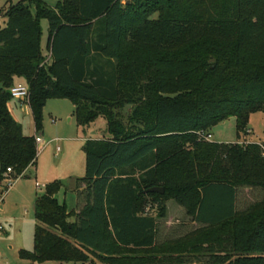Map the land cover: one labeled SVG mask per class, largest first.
<instances>
[{
    "label": "trees",
    "instance_id": "16d2710c",
    "mask_svg": "<svg viewBox=\"0 0 264 264\" xmlns=\"http://www.w3.org/2000/svg\"><path fill=\"white\" fill-rule=\"evenodd\" d=\"M5 17L0 177L7 168L23 177L37 157L35 136L7 109L15 79L28 88L35 134L50 99L69 100L79 127L106 122L83 146L77 210L56 198L66 182L47 184L20 260L264 264V143L205 140L228 118L240 139L250 115L264 113V0H21ZM241 190L259 197L241 206ZM167 201L197 228L162 237Z\"/></svg>",
    "mask_w": 264,
    "mask_h": 264
},
{
    "label": "rangeland",
    "instance_id": "374dc122",
    "mask_svg": "<svg viewBox=\"0 0 264 264\" xmlns=\"http://www.w3.org/2000/svg\"><path fill=\"white\" fill-rule=\"evenodd\" d=\"M21 0H0V30L6 25V11L11 5L18 3ZM47 6L53 8L61 0H42ZM129 0H122L123 5ZM155 17V16H154ZM43 28V42L46 38L45 25L46 21H41ZM42 50L45 51L44 43ZM14 107L13 101H11ZM73 105L69 100L65 99H50L47 100L42 110V129L35 134L32 117L25 107L22 111L19 108H14V116L18 124L22 128V133L25 136L41 137L45 142L58 139L59 143L49 144L45 148H39V166L38 178L35 180L33 175L30 179L17 180L12 183L7 193L3 196L0 204V219L3 222H8L10 225V243L12 250L5 252L4 258L8 264H31L22 262L18 259L17 250L24 249L31 251L33 247V231H34V203L37 195L44 193V182H51L58 178L66 182L68 185H73L75 179L84 176L85 157L83 149L80 147V142L75 138L89 137L92 140L102 138L105 133L106 122L102 118H97L92 124L85 128L79 127L73 115ZM212 136V142L222 144L236 143H264V113L258 112L251 114L248 120L245 133L237 138L235 131L234 118L227 120L212 127L209 131ZM37 141V140H36ZM59 146L61 152L55 156V147ZM30 172L32 169L29 170ZM29 175V174H28ZM57 176V177H56ZM71 179L69 180V178ZM49 180V181H46ZM41 184L40 188H36L35 183ZM19 183V184H17ZM17 185V186H16ZM15 186L19 189H15ZM14 191V192H13ZM7 199V194H11ZM65 197L66 204L69 206L74 194L69 190H62L57 195L59 201ZM259 197L258 192L241 190L239 193V205L243 206ZM165 218L158 220L162 237L177 238L187 233L192 232L197 228L186 216L185 211L178 207L174 202L167 201L165 203ZM152 215L156 216V208L152 210ZM42 264H73V263H57L44 262ZM93 264H100L94 260Z\"/></svg>",
    "mask_w": 264,
    "mask_h": 264
},
{
    "label": "crops",
    "instance_id": "0c3cea01",
    "mask_svg": "<svg viewBox=\"0 0 264 264\" xmlns=\"http://www.w3.org/2000/svg\"><path fill=\"white\" fill-rule=\"evenodd\" d=\"M41 29H42V37H41V52H42V55L45 57V61H49L50 60V54L47 52V50H46V40H47V25H45V33H46V38H45V41L43 42V28H42V25H41ZM43 43H44V47H45V53H44V51L42 50V46H43ZM14 82H15V84H24V81L22 80V79H15L14 80ZM11 101H13V100H11ZM11 101L7 104V109H8V112H9V114L11 115V117L14 119V121H16L17 122V119L15 118V116H14V108H19L21 111L25 108V106H23L22 104H20V103H18V102H16V101H13V103H14V107L12 106V103H11ZM27 110L29 111V113H30V110H29V107H27ZM31 115V114H30ZM18 123V122H17ZM210 134V133H209ZM24 135V134H23ZM210 136H211V134H210ZM101 137H103V134H102V136ZM211 138H212V136H211ZM36 150H37V157H36V162H35V164H33V165H30L25 171H24V173H23V177L21 176V177H19L18 179H17V182H18V180H22V179H30V177L29 176H31V175H33V177H34V179L36 180L37 178H38V171H39V169H38V167L40 168V166H39V148H45L46 146H48L49 144H52V143H55V144H57V143H59L60 142V140H58V139H55V140H50V141H47V142H45L41 137H37L36 136ZM75 140L76 141H78V142H80V147H81V149H83V146H84V144H85V142L86 141H88V140H92V138H89V137H86V136H84V137H80V138H75ZM95 140H97V139H95ZM211 142H212V139L210 140ZM243 143H248V142H243ZM258 144H261V143H258ZM58 149V150H57ZM61 152V148L57 145L56 147H55V152H54V155L55 156H57L59 153ZM30 169H32V171L30 172L29 170ZM40 172V171H39ZM29 174V175H28ZM57 177V176H56ZM52 179H55V180H53V181H51V182H54V181H61V182H64V181H62V180H59L58 178H52ZM71 179V177L69 178V180ZM46 181H49V180H46ZM51 182H44V188H45V186L47 185V184H49V183H51ZM17 184H19V183H17ZM35 185H36V188H40V186H41V184H38V182H36L35 183ZM17 186V185H16ZM15 186V189L14 190H16V189H19V186L18 187H16ZM74 184L73 185H68V187H67V189L66 190H69L70 192H72L73 194H74V196H75V198H72V200H71V203L69 204V206L66 204V200H65V197L63 196L62 197V200L61 201H59L58 200V198H57V200L60 202V203H62V202H64L65 203V205H66V208H67V210L68 211H72V210H74V211H76L77 210V208H78V203H77V199H76V195H75V192H74ZM14 192V191H13ZM10 196H12V193L11 194H7V199L8 198H10ZM38 196H40V195H37L35 198H37ZM36 200V199H35ZM2 201H4V200H2ZM1 209V208H0ZM33 211H34V208H33ZM34 213V212H33ZM35 221V220H34ZM70 222H72V219L70 220ZM0 223H1V225L3 226V233H2V235H1V237H0V264H8L7 263V260L4 258V255H5V252H7V251H10V250H12V245H11V243H10V229H11V227H10V225L8 224V222H3V221H1V219H0ZM34 226H35V224H34ZM32 249H33V247H32ZM22 250H24V249H18L17 250V256H18V254H19V252L20 251H22ZM24 251H26V250H24ZM32 251V250H31ZM28 252H30V251H28ZM18 259H19V257H18ZM20 260V259H19ZM20 261H22V262H28V261H23V260H20ZM29 263H31V264H38V263H32V262H29Z\"/></svg>",
    "mask_w": 264,
    "mask_h": 264
},
{
    "label": "built area",
    "instance_id": "2783aa9c",
    "mask_svg": "<svg viewBox=\"0 0 264 264\" xmlns=\"http://www.w3.org/2000/svg\"><path fill=\"white\" fill-rule=\"evenodd\" d=\"M122 2V0H121ZM123 4V2H122ZM11 100L16 101L22 104L25 107H28L29 104V92L25 84H14L9 89ZM205 140L210 142L211 136L206 135ZM262 148V156H264V148ZM58 150V149H57ZM12 174L11 168H7L6 171L0 177V204L3 200V196L7 193L8 189L11 187L12 183L15 182L18 178L12 179L10 175ZM21 177V176H20ZM3 233V226L0 223V237Z\"/></svg>",
    "mask_w": 264,
    "mask_h": 264
},
{
    "label": "water",
    "instance_id": "95a60500",
    "mask_svg": "<svg viewBox=\"0 0 264 264\" xmlns=\"http://www.w3.org/2000/svg\"><path fill=\"white\" fill-rule=\"evenodd\" d=\"M147 193H157L162 195L164 192L161 188H153V189H149L148 191H146Z\"/></svg>",
    "mask_w": 264,
    "mask_h": 264
}]
</instances>
